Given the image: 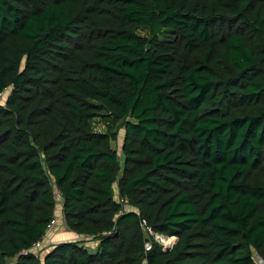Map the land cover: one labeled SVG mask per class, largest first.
<instances>
[{"label": "trees", "instance_id": "trees-1", "mask_svg": "<svg viewBox=\"0 0 264 264\" xmlns=\"http://www.w3.org/2000/svg\"><path fill=\"white\" fill-rule=\"evenodd\" d=\"M8 88L0 264L264 263V0H0Z\"/></svg>", "mask_w": 264, "mask_h": 264}, {"label": "rangeland", "instance_id": "rangeland-1", "mask_svg": "<svg viewBox=\"0 0 264 264\" xmlns=\"http://www.w3.org/2000/svg\"><path fill=\"white\" fill-rule=\"evenodd\" d=\"M10 88L4 90L3 92L0 93V105H3L5 103V100L9 94ZM98 128H100V125L97 126ZM123 143V130L121 129L118 133L116 142L113 144L114 147L116 148V150L118 151V153L120 154L121 151V146ZM56 197V208L58 209L59 207H61L62 205V200L60 198V196H55ZM114 199L119 201L123 207V209H129V206L127 204L126 201H123V198L119 196L118 194V189L116 184L114 185ZM56 220L53 221L51 227H49L50 230L56 231L57 229L61 228L60 224L56 225ZM66 228V227H65ZM63 235H61V237L64 239L63 241L60 242H65V241H79L82 242V245L89 251V252H94L97 248L98 245V240L89 238L87 236H81L71 230H68L67 228L64 229L63 228ZM147 237L149 238L147 240V242L150 243V245L152 246L153 243H157L160 244L162 246L163 249L168 248L169 246L171 247L172 244L175 242L176 237L172 236V237H167L158 233L154 232L152 234H150L149 232H145ZM76 234V235H75ZM75 236L74 239H70L71 237ZM69 239V240H67ZM58 242V243H60ZM37 253L39 254H43L46 253V249H41L39 250ZM260 262V261H259ZM261 264H264L263 262Z\"/></svg>", "mask_w": 264, "mask_h": 264}, {"label": "crops", "instance_id": "crops-1", "mask_svg": "<svg viewBox=\"0 0 264 264\" xmlns=\"http://www.w3.org/2000/svg\"><path fill=\"white\" fill-rule=\"evenodd\" d=\"M62 209L61 207H59L58 209L55 207V219L56 220V225L60 224L61 228L57 229L56 231L50 230L48 229L45 233V235L43 236V239L46 243V251H48L50 248L53 247V245L55 243H58L60 241H63L64 239L61 237V235H63V228H65V225L63 223V219H62V213H61ZM76 235V234H75ZM79 236V235H78ZM75 236L71 237L70 239H74ZM69 240V239H67ZM170 247V246H169Z\"/></svg>", "mask_w": 264, "mask_h": 264}, {"label": "built area", "instance_id": "built-area-1", "mask_svg": "<svg viewBox=\"0 0 264 264\" xmlns=\"http://www.w3.org/2000/svg\"><path fill=\"white\" fill-rule=\"evenodd\" d=\"M55 196H59V193L58 191H55ZM141 225L144 226L146 225L145 221L144 220H141ZM52 224H49L48 227H51ZM146 232H149L150 234H152L153 232L150 230V229H146L145 230ZM155 234V233H154ZM45 243H44V240L41 239L39 241H36L32 244V246L30 247L29 251H32V252H38L39 250H41L43 247H44ZM145 246V250H148L151 248V245L149 242H145L144 244ZM10 264H15V260H13L12 262H10Z\"/></svg>", "mask_w": 264, "mask_h": 264}, {"label": "clouds", "instance_id": "clouds-1", "mask_svg": "<svg viewBox=\"0 0 264 264\" xmlns=\"http://www.w3.org/2000/svg\"><path fill=\"white\" fill-rule=\"evenodd\" d=\"M53 221H54V220H53ZM53 221H52L50 224H52ZM48 229H49V227H48ZM48 229H47V230H48ZM41 239H43V237H42ZM43 240H44V239H43ZM38 241H39V240H38ZM44 243H45V241H44ZM46 246H47V245H46V243H45V245H44V247H43L42 249H46Z\"/></svg>", "mask_w": 264, "mask_h": 264}]
</instances>
